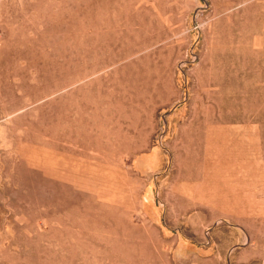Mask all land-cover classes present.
Listing matches in <instances>:
<instances>
[{"label": "rangeland", "instance_id": "374dc122", "mask_svg": "<svg viewBox=\"0 0 264 264\" xmlns=\"http://www.w3.org/2000/svg\"><path fill=\"white\" fill-rule=\"evenodd\" d=\"M0 264H264V0H0Z\"/></svg>", "mask_w": 264, "mask_h": 264}]
</instances>
